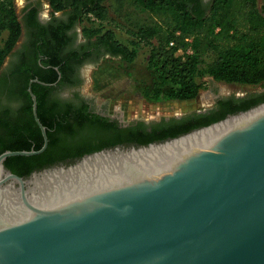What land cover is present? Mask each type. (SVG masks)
<instances>
[{"label": "water", "instance_id": "1", "mask_svg": "<svg viewBox=\"0 0 264 264\" xmlns=\"http://www.w3.org/2000/svg\"><path fill=\"white\" fill-rule=\"evenodd\" d=\"M0 153V264H264V101L22 177Z\"/></svg>", "mask_w": 264, "mask_h": 264}, {"label": "trees", "instance_id": "2", "mask_svg": "<svg viewBox=\"0 0 264 264\" xmlns=\"http://www.w3.org/2000/svg\"><path fill=\"white\" fill-rule=\"evenodd\" d=\"M53 11L71 9L77 14L83 35L107 45L111 57L131 64L137 54V46L144 43L149 46L146 57V68L153 77L141 90L145 99L190 100L199 95L202 88L201 79L205 76L224 83L242 85L264 84V7L259 8L257 0H212L208 13L187 9L177 0H133L142 10L165 16L162 25L139 26L131 32L128 43L120 41L111 29L95 25L94 20L102 21L107 17L106 0H47ZM21 22L18 18L14 0H0V34L5 36L0 43V68L10 54L21 34ZM156 39L157 43L152 42ZM170 42L173 44L170 45ZM220 43H226L220 46ZM181 49L182 53L176 52ZM189 50V52H188ZM215 52L211 61L203 57ZM50 65L45 77L39 80L45 83L55 81L58 70L63 71L58 60L43 61ZM29 79V78H28ZM27 80V79H26ZM25 80V81H26ZM19 92L27 93L26 83ZM32 91H36L35 84ZM264 101V95H251L241 105H221L210 113H194L179 120L171 119L156 124L151 131L143 123L126 128L106 141L102 147L86 150L85 154L116 145H146L176 137L194 128L246 110ZM40 122L46 127L48 144L45 150L31 156H10L4 164L11 172L26 177L33 171L57 164L66 153L58 150L51 137L48 122ZM29 126L34 121L28 118ZM5 121L0 119V153L5 150H38L43 144L39 129L28 131L26 144L18 145L8 142ZM13 133L23 134L21 131ZM31 136H36L33 146ZM83 154L78 155L80 158Z\"/></svg>", "mask_w": 264, "mask_h": 264}, {"label": "flooded vegetation", "instance_id": "3", "mask_svg": "<svg viewBox=\"0 0 264 264\" xmlns=\"http://www.w3.org/2000/svg\"><path fill=\"white\" fill-rule=\"evenodd\" d=\"M177 1L189 10L203 13H208L212 3V0ZM22 2L20 11H16L21 22L20 38L0 68V119L6 124L3 132L9 133L4 138L11 144L23 145L29 139L28 131L39 129L33 112L32 95L28 90L30 84L35 96L36 116L51 124V137L55 146L66 153L57 164L75 161L87 149L102 147L108 138L138 123L146 125V131H151L154 125H163V122L171 119L179 120L194 113H210L223 104L240 106L251 95H264V89L245 95L223 94L215 85L217 81L209 77L210 105L151 120L141 117L126 119L120 110L109 108L108 99H99L97 93L84 90L88 71L103 58L111 57L107 45L94 38L88 40L83 35L81 23L73 10L53 11L47 0ZM257 3L259 8L264 7V0H257ZM47 59L58 60L63 69L60 71L54 66L58 75L52 83L39 80L48 72L50 65L43 62ZM25 83L27 93L19 92L18 89ZM33 84L36 91H32ZM29 117L34 121L31 126ZM17 130L23 134L13 133ZM30 138L35 146L36 136ZM3 140L0 136V142Z\"/></svg>", "mask_w": 264, "mask_h": 264}, {"label": "rangeland", "instance_id": "4", "mask_svg": "<svg viewBox=\"0 0 264 264\" xmlns=\"http://www.w3.org/2000/svg\"><path fill=\"white\" fill-rule=\"evenodd\" d=\"M22 0H14L16 11H20ZM107 17L102 20H94L95 25H102L104 29H111L116 37L128 43L132 39L131 32L139 26L162 25L165 18L162 14H154L142 10L133 0H106ZM5 32L0 34V43ZM152 42L157 43L156 39ZM226 43H220L225 46ZM149 46L140 43L137 46V54L131 64L121 62L117 58L105 57L98 65L88 71V80L84 90L97 93L99 99L109 100V108L120 110L122 117L143 118L147 120L161 116H173L194 111L211 104L209 76L201 79L202 88L199 95L188 101H176L173 99L149 100L142 95V89L149 84L153 77L146 68V57ZM215 52L206 54L203 59L208 62L214 59ZM215 85L223 94L234 93L236 95L260 92L264 84L242 85L217 81Z\"/></svg>", "mask_w": 264, "mask_h": 264}, {"label": "built area", "instance_id": "5", "mask_svg": "<svg viewBox=\"0 0 264 264\" xmlns=\"http://www.w3.org/2000/svg\"><path fill=\"white\" fill-rule=\"evenodd\" d=\"M173 43L172 42H170V45H172ZM188 52H189V50H188ZM177 54H181L182 53V50L181 49H179L177 52H176Z\"/></svg>", "mask_w": 264, "mask_h": 264}, {"label": "crops", "instance_id": "6", "mask_svg": "<svg viewBox=\"0 0 264 264\" xmlns=\"http://www.w3.org/2000/svg\"><path fill=\"white\" fill-rule=\"evenodd\" d=\"M184 101H188V100H184Z\"/></svg>", "mask_w": 264, "mask_h": 264}]
</instances>
